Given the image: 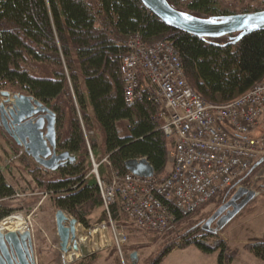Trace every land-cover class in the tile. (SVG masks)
Here are the masks:
<instances>
[{"label": "trees", "instance_id": "16d2710c", "mask_svg": "<svg viewBox=\"0 0 264 264\" xmlns=\"http://www.w3.org/2000/svg\"><path fill=\"white\" fill-rule=\"evenodd\" d=\"M225 1L167 0L174 9L201 18L260 11L257 6L237 8ZM136 32L148 44L171 43L181 58L187 84L207 103H228L264 77V29L238 39L236 34L200 38L166 25L140 0H0V91L31 95L51 109L56 115V150L73 157L55 171L40 167L26 154L11 160L3 170L0 167V221L16 209L10 202L19 195L6 175L11 179L14 169L20 173L25 169L56 210L88 226L90 209L102 204L96 180L88 175L83 130L95 134L87 139L94 157L103 144L110 166L102 165L100 176H108L110 170L127 173L124 162L131 158H146L156 176H168L173 140L154 122L148 99L129 105L123 96L122 45ZM121 121L127 122L124 134L117 127ZM260 167L251 169L240 182L247 183ZM172 211L175 226L189 216ZM111 215H117L115 205ZM118 221L130 225L123 215ZM206 236L190 230L183 245L192 243L203 253L218 250L217 264H230L233 254H225L224 243L211 246L204 242ZM246 246L264 261V241Z\"/></svg>", "mask_w": 264, "mask_h": 264}, {"label": "built area", "instance_id": "2783aa9c", "mask_svg": "<svg viewBox=\"0 0 264 264\" xmlns=\"http://www.w3.org/2000/svg\"><path fill=\"white\" fill-rule=\"evenodd\" d=\"M122 46L125 102L148 99L154 122L173 140V147L168 153L171 170L164 179L113 170L102 177L84 132L91 165L88 175L96 180L119 252L124 240L122 233L114 231L119 216L138 230L172 231V210L190 215L226 190L236 189L240 178L258 162L257 166H264V77L228 103L211 104L187 84L181 58L171 43L148 44L136 32ZM103 161L110 166L107 156ZM112 205L116 217L111 215Z\"/></svg>", "mask_w": 264, "mask_h": 264}, {"label": "rangeland", "instance_id": "374dc122", "mask_svg": "<svg viewBox=\"0 0 264 264\" xmlns=\"http://www.w3.org/2000/svg\"><path fill=\"white\" fill-rule=\"evenodd\" d=\"M224 3H235L236 5L234 4L233 6H238L237 8L257 6L260 11L264 9V0H226ZM6 91L13 94L19 93L14 90ZM2 100L3 97L0 96V102ZM117 127L119 132L124 134L127 122H118ZM84 132L86 131L83 130ZM86 135L87 139L95 136L93 132H86ZM15 145L0 126V165L5 159V163L8 164L11 160H16L19 155L25 154L21 147L18 146L17 148V145ZM101 149L103 152V144ZM8 155L10 158H8ZM104 157L105 155L103 154L97 156L98 159L96 161L100 163L99 170L104 164L109 167L103 161ZM17 167L22 169L21 166ZM250 176L247 183L239 182L235 186L249 188L257 194L231 221L215 234L203 230L202 224L230 197L234 188L228 196H224L226 193L224 192L213 199L214 201H210L194 214L177 223L172 228V231H169L168 235L138 230L130 225L116 222L114 231L122 233V236H124V240L120 245V252L115 245L112 222L109 221L107 216L104 217L102 207L92 208L87 216L88 226L80 222L75 225V243L78 249L73 250L70 248L65 253L66 261L68 262L65 263L152 264L153 262V264H217L218 250L212 253H203L192 243L189 245L184 243L183 245L182 240L185 235L190 230H195L197 235L207 234L204 237V242L211 246H216L220 241L223 242L226 249L225 254L227 256L233 254L230 264H264V261L249 253L246 246L256 241H264V235L262 236L260 233L264 228V166L261 169H257ZM6 177L14 185L17 194H19L14 201L10 202L12 207L16 209L9 216L19 215L24 219V229L26 227L29 229L33 241L35 263L65 264L63 253L59 251L55 228L54 213L56 208L53 207L47 193L37 189L35 182L31 180L32 177L25 169L23 173L14 169V176L11 179L7 175ZM67 215L71 217L70 214ZM211 227H214V225ZM81 246L87 248L88 254L86 256L81 255L79 249ZM167 249L169 251L165 253ZM133 253H136V256L132 258L131 255Z\"/></svg>", "mask_w": 264, "mask_h": 264}, {"label": "water", "instance_id": "95a60500", "mask_svg": "<svg viewBox=\"0 0 264 264\" xmlns=\"http://www.w3.org/2000/svg\"><path fill=\"white\" fill-rule=\"evenodd\" d=\"M142 5L166 25L200 38H219L236 34L235 38L264 29V10L239 13L224 18H201L174 9L167 0H140ZM0 126L12 141L40 167L55 171L66 160H73L68 152L56 150V115L31 95L0 91ZM260 162L255 164L257 166ZM134 175L149 177L153 167L146 158H131L124 162ZM255 192L239 186L202 224V229L218 233L253 198ZM59 249L77 250L76 219L57 209L54 213ZM214 225V227H211ZM82 256L87 248H79ZM133 253L131 257H135ZM0 264H36L33 241L29 231H0Z\"/></svg>", "mask_w": 264, "mask_h": 264}, {"label": "bare ground", "instance_id": "6f19581e", "mask_svg": "<svg viewBox=\"0 0 264 264\" xmlns=\"http://www.w3.org/2000/svg\"><path fill=\"white\" fill-rule=\"evenodd\" d=\"M25 230L24 219L19 215H11L0 221V231L2 233H6L9 231L23 232Z\"/></svg>", "mask_w": 264, "mask_h": 264}, {"label": "crops", "instance_id": "0c3cea01", "mask_svg": "<svg viewBox=\"0 0 264 264\" xmlns=\"http://www.w3.org/2000/svg\"><path fill=\"white\" fill-rule=\"evenodd\" d=\"M102 143V142H101ZM100 143V144H101ZM100 144H99V156H100V154H103V152H102V149H101V147H102V144H101V146H100ZM16 146V145H15ZM17 148H18V146H16ZM8 158H10L9 157V155H8ZM6 160V159H5ZM5 160L3 161V163L1 164V169L3 168L4 169V167H5V165L7 164V163H5ZM1 162V161H0ZM5 164V165H4ZM258 230H261V229H258ZM261 235L263 236L264 235V228L261 230Z\"/></svg>", "mask_w": 264, "mask_h": 264}]
</instances>
